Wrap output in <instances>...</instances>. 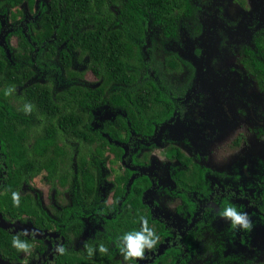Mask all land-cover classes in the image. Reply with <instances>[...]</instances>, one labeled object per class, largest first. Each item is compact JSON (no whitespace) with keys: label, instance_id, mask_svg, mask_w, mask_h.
Returning a JSON list of instances; mask_svg holds the SVG:
<instances>
[{"label":"flooded vegetation","instance_id":"obj_1","mask_svg":"<svg viewBox=\"0 0 264 264\" xmlns=\"http://www.w3.org/2000/svg\"><path fill=\"white\" fill-rule=\"evenodd\" d=\"M129 1L107 0V9L117 16ZM213 3L187 0L192 12L176 14L175 20L167 16L164 23L157 21L153 11L145 12L142 32L126 35L140 57L127 67L135 80L126 77L127 81L113 80L106 86L104 76L97 77L89 68V52L70 45V39L74 41L80 31L96 29L99 23L94 18L85 16V25L79 10L75 19H69L64 0H0V57L6 63L5 72L11 73L8 103L19 123L32 121L38 124L34 130L42 131L38 110H23L25 103H31L25 87L48 85L55 99L57 93L73 86L96 92L84 100L86 106L83 98L80 100V114L69 120L59 142L68 155L56 158L69 160V182L51 178L45 168H39L20 187V193L30 197L32 211L3 219L13 225L6 229L11 232L35 229L22 236L30 244L22 254L23 264H191L195 252L197 257L199 252L203 254L197 258L201 264H237L232 253L246 259L242 264H253L264 256V251L252 252L253 244L244 250L236 244V237L246 244L247 236L255 234L256 239V234H264V117L251 126L242 118L244 112H239L241 117L236 120L228 118L232 122L224 127L222 140L209 142L205 151L193 143V132L204 126L209 112L205 103L193 100L198 87L204 86L195 84L197 66L181 56L180 48L188 40L196 56L203 53L193 42L206 36L203 18ZM246 4L247 0H232V6L221 7L223 29L216 45L230 49L264 95V85L248 68L254 64L264 67V50L257 39L264 35V28L256 29L244 41L228 35L241 25L243 16L238 10ZM51 22H57L54 32L42 39ZM28 45L32 50L26 52ZM3 86L0 84V89ZM101 88L103 94L98 93ZM112 91L126 96L131 106L116 102ZM150 93L156 96L142 99L139 106L141 94ZM160 139H166L163 146L158 144ZM43 141L50 146L51 140ZM251 141L258 142L256 149L241 156ZM35 156L41 166L45 155L38 153L42 159ZM239 157L251 162L254 171L249 172L248 164L243 165V171L239 169ZM42 173L46 194L31 181ZM225 202L248 212L253 224L250 230L233 229L217 215ZM141 216L148 219L159 239L143 257L126 261L115 241L123 231L138 227ZM98 242L105 243L109 251L94 250L88 256L85 245L95 249ZM58 246H63V253L57 251Z\"/></svg>","mask_w":264,"mask_h":264},{"label":"trees","instance_id":"obj_2","mask_svg":"<svg viewBox=\"0 0 264 264\" xmlns=\"http://www.w3.org/2000/svg\"><path fill=\"white\" fill-rule=\"evenodd\" d=\"M64 1L67 4L69 19H75L76 13L82 10L85 25L88 24L86 17L94 18L99 23L94 30L80 31L78 36H74V41L70 39V45L75 48H82L83 52H89V68L97 77L102 78L104 76L106 86H108L109 81L113 80L127 81L125 80L126 77L135 80L134 76L129 75L127 67L135 61L139 62L140 57L135 49V44L126 35H128V32L136 34L142 32L145 12H148V10L153 11L157 21L161 23L166 22L167 16L173 17L175 20L177 15L183 13L188 15L192 12L187 0H131L117 16L107 9V0ZM56 23L51 22L47 25L45 28L46 33L42 39L54 32ZM63 26H66L65 20H63ZM67 26L71 29V23ZM42 34H44V30L38 36ZM63 39L61 38V40ZM257 39H259L260 49L264 50V35L259 36ZM30 50L32 48L28 45L25 51L29 52ZM248 68L255 75L258 83L264 85V67L254 64L248 66ZM5 69L6 63L0 57V84L5 85V87L3 86L4 89H0V182H3L0 192V214L7 221L16 218L18 213L32 211L29 202L30 197L21 194L20 187L23 182H28L29 176L38 172L39 168H45L51 178L58 177L62 183L69 182L68 176L71 173L69 160L66 161L63 157L61 161H57L56 158L57 156L68 155L67 151H62L59 142L63 139V132L64 129H67L66 125L69 120L75 119L80 114L77 112L80 100L83 98L84 106H86L88 102L84 100L93 96L96 92L88 87L73 86L70 91L57 93L55 99L52 97L53 94L48 85L40 84L35 88L33 86L25 87V90L28 91L27 97L33 103L32 108L38 110V118L43 125L42 131H39L40 128L34 130L38 128V124L35 125L32 121L29 122L24 119L19 123L16 116L11 113L12 107L8 103L11 95L8 88L12 85L11 73L10 71L5 72ZM5 90H8L7 94H5ZM103 91V88H101L98 93L103 94ZM101 95L99 98H101ZM149 95L151 97L156 96L153 93L141 94L142 98L138 100L139 106H141L142 99L148 98ZM111 96L116 102L124 106H131L126 101V96L124 97L113 91ZM7 110L9 111L7 112ZM27 118L30 117L27 116ZM137 119V117H134L133 120L138 123ZM32 126L34 127L32 128ZM32 138H36V140L30 141ZM43 140H51L50 146L44 144ZM38 153L42 156L45 155L41 166H37L35 161V155L38 156ZM88 179H90L89 174ZM13 190L20 193V204L18 206L12 204L11 192ZM12 233L0 227V256L10 262L23 264L22 254L26 251H18L12 247ZM21 238L25 239L24 237ZM64 260L67 261V259ZM63 262L61 263L63 264Z\"/></svg>","mask_w":264,"mask_h":264},{"label":"rangeland","instance_id":"obj_3","mask_svg":"<svg viewBox=\"0 0 264 264\" xmlns=\"http://www.w3.org/2000/svg\"><path fill=\"white\" fill-rule=\"evenodd\" d=\"M213 1L214 3L211 4L212 6L209 9L210 13L203 18L206 26V36L202 40L193 42L196 43L197 48L202 50L203 53L200 56H196L194 52L195 48L189 44L188 40L180 48L181 56L191 60L197 66L195 84L204 86L198 87L199 91L193 97L195 103L199 101L203 104L205 103L209 112V114L205 115L204 126L196 128L193 132L195 136L193 143H197L198 147H202L203 151L208 149L209 142L222 140L225 136L224 127H228L229 122L241 117L242 112H244L242 118L250 122L251 126L260 124L259 120L264 117V95L258 90L251 78L249 79V76L241 69L230 49L228 47L218 48V45H216L219 40V30L223 29L220 17L221 7L228 8L232 6V0ZM246 5H248L246 8L238 10V13L243 16V21L240 22L241 25L234 31L230 30L228 32V35L237 41L248 40L253 31L264 28V0H247ZM235 52L236 49H234ZM239 112L241 113L239 114ZM229 117L232 121L228 119ZM182 139L183 137L178 138V140ZM164 141L166 142V139H160L158 142L159 146H163ZM257 144L258 142L251 141L250 147L241 156L250 155L256 149ZM238 163L241 166L239 169L242 170L243 165L248 164L249 172L254 171L252 163L245 161L243 157L238 158ZM234 164L232 165L233 169ZM31 181L35 186L42 188L46 194L47 185L44 180V173L38 175L37 178L33 177ZM254 228L260 229L261 226L255 225ZM254 240L259 242H254ZM240 241L236 237V244L240 250H244L245 247L253 244L252 252L256 250L264 251V234L262 233L256 234V239L255 234H251L250 237L247 236V239L244 240L246 244ZM232 255L230 254L237 264H242L246 260L240 253H232ZM201 256L203 254L200 252L199 257H197L196 252L193 253L191 264H201L202 261H197V258H201ZM263 257L255 260L253 264H258L264 260ZM206 262L209 263V261Z\"/></svg>","mask_w":264,"mask_h":264},{"label":"clouds","instance_id":"obj_4","mask_svg":"<svg viewBox=\"0 0 264 264\" xmlns=\"http://www.w3.org/2000/svg\"><path fill=\"white\" fill-rule=\"evenodd\" d=\"M8 90H5L7 94ZM31 103H25L23 110L29 112L32 109ZM12 204L18 206L20 204V193L13 190L11 192ZM217 215L226 219L233 229L239 228L241 230L248 231L252 228V220L249 217L247 211L239 209L235 204L231 202H225L222 207L217 210ZM35 229L22 228L12 233L11 245L18 251H27L30 248L29 241L21 238L22 236H29L34 233ZM159 239L158 233L155 229L149 225L148 219L144 216L139 218V226L131 228L129 230L120 233L115 243L120 254H122L124 260L130 258H140L145 255L146 249H152ZM97 253H107L109 251L108 246L103 242H98L93 247L85 245V251L88 256H92L93 251ZM57 251L64 252L63 246H58Z\"/></svg>","mask_w":264,"mask_h":264},{"label":"water","instance_id":"obj_5","mask_svg":"<svg viewBox=\"0 0 264 264\" xmlns=\"http://www.w3.org/2000/svg\"><path fill=\"white\" fill-rule=\"evenodd\" d=\"M13 225L10 224V223H7V222H4L1 214H0V227L4 228V229H8V228H11ZM0 264H21V263H13V262H10L8 260H5L3 259L1 256H0Z\"/></svg>","mask_w":264,"mask_h":264}]
</instances>
